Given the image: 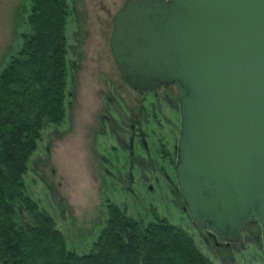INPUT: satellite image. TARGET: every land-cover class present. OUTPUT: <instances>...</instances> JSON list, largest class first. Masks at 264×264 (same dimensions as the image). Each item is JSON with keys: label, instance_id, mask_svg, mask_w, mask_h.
<instances>
[{"label": "rangeland", "instance_id": "374dc122", "mask_svg": "<svg viewBox=\"0 0 264 264\" xmlns=\"http://www.w3.org/2000/svg\"><path fill=\"white\" fill-rule=\"evenodd\" d=\"M127 1L68 0L66 118L43 131L28 163V194L55 219L68 248L79 255L91 251L111 203L145 223L155 210L191 235L214 264H264L257 226L220 248L207 243L206 231L184 209L175 160H165L160 150L163 144L174 152L179 112L161 101L165 119L157 114L154 94L131 88L113 56L115 20ZM30 7L31 0H0V72L28 32Z\"/></svg>", "mask_w": 264, "mask_h": 264}, {"label": "water", "instance_id": "95a60500", "mask_svg": "<svg viewBox=\"0 0 264 264\" xmlns=\"http://www.w3.org/2000/svg\"><path fill=\"white\" fill-rule=\"evenodd\" d=\"M113 56L140 91L176 84L175 179L193 224L264 254V0H128Z\"/></svg>", "mask_w": 264, "mask_h": 264}, {"label": "trees", "instance_id": "16d2710c", "mask_svg": "<svg viewBox=\"0 0 264 264\" xmlns=\"http://www.w3.org/2000/svg\"><path fill=\"white\" fill-rule=\"evenodd\" d=\"M68 0H31L28 32L0 72V264H214L185 230L145 223L107 204L91 251L68 248L55 219L28 194L25 176L43 131L66 118ZM257 226V222L249 224Z\"/></svg>", "mask_w": 264, "mask_h": 264}, {"label": "flooded vegetation", "instance_id": "af4514ba", "mask_svg": "<svg viewBox=\"0 0 264 264\" xmlns=\"http://www.w3.org/2000/svg\"><path fill=\"white\" fill-rule=\"evenodd\" d=\"M174 87L177 90V96L172 98L171 94L174 92ZM158 90H161V93H159ZM140 93H146V92H152L155 96V98L157 99L156 104L154 106V109L156 111L157 114L161 115V117H163L165 119V117L163 116L164 112H163V108H162V103L161 101H164L165 105H168V107H171V109L173 110L174 108H176V110L179 112V106H178V88L176 86V84H170V85H161L159 86L156 90H147V91H140V90H136ZM173 99V100H172ZM176 102V105H175ZM146 110V109H145ZM152 114V113H151ZM180 115V114H179ZM142 118L141 115H136L135 118L139 119ZM146 119H149L148 116L145 117ZM141 139V137H140ZM145 147H147V142L145 139ZM145 149V148H144ZM131 150H133V147H131ZM160 150L163 153L162 156L165 160H169L170 162L175 160V167H176V162H177V143L174 147V152L171 153V151L168 150L166 145H161L160 146ZM131 153L133 154V151H131ZM148 155V153H147ZM174 173H175V169H174ZM200 229V228H199ZM250 230V225H248L247 229L245 230L246 232H248ZM206 237H207V243H213V245H217L220 248H224L226 246H229L232 243H228V242H224L222 240H217L216 238H214L213 236L209 235L206 232Z\"/></svg>", "mask_w": 264, "mask_h": 264}]
</instances>
